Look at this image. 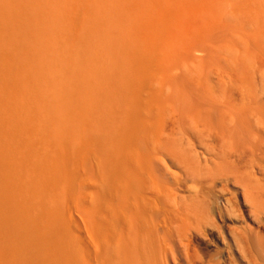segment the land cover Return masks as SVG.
<instances>
[{"label":"bare ground","instance_id":"1","mask_svg":"<svg viewBox=\"0 0 264 264\" xmlns=\"http://www.w3.org/2000/svg\"><path fill=\"white\" fill-rule=\"evenodd\" d=\"M93 2L136 21L134 40L121 42L123 69L113 78V129L83 132L104 125L88 118L77 135L16 139L19 129L34 126L23 118L29 106L19 85L7 84L0 112L12 110L18 122L0 127V264H264V89L185 82L184 73L170 72L171 59L156 58L159 49L153 47L166 40L154 22L163 7L207 36L217 34L227 17L218 7L252 10L264 22V0H80L66 36L75 34L76 20L94 9ZM101 27L96 39L117 51L113 25L104 21ZM71 40L78 45L79 39ZM38 149L51 156L37 158ZM21 155L27 166L18 169L16 180L10 158ZM90 157L100 159L113 192L87 204L75 188L83 186L78 167ZM218 183L223 193L230 185L238 189L248 215L258 221V228L230 231L227 246L239 255L228 258L221 250L205 256L197 243L214 221L208 217ZM17 193L26 199L15 208L8 194ZM230 193L224 209H217L220 218L242 211L233 201L237 191ZM210 225L219 231L217 223Z\"/></svg>","mask_w":264,"mask_h":264},{"label":"rangeland","instance_id":"2","mask_svg":"<svg viewBox=\"0 0 264 264\" xmlns=\"http://www.w3.org/2000/svg\"><path fill=\"white\" fill-rule=\"evenodd\" d=\"M79 1L0 0V43L1 39H7L0 46V95L4 98L8 96V83L18 84L21 97L29 106L24 111L26 116L23 118L34 126L30 130L18 128L20 132L16 139L22 136L62 137L64 134L67 135L65 132L77 135L76 133L83 131V122L92 118L96 120L99 118L101 121L103 119L105 128L101 127L104 130L101 132L102 128L97 126L90 129L91 132L89 128L83 132L88 131L86 133L93 135L96 132L95 135H98L106 133V128L113 129L111 109L117 86L113 78L119 69H123L124 52L121 42L134 40L130 38L134 37L131 30L136 21L123 16L124 14L119 16L116 13H107L93 2L92 10L95 14L89 10L87 15L77 19L76 23L79 26L75 34L66 36L68 23L75 19L74 7L80 6L77 4ZM218 9L221 14L226 13L227 17L217 26L219 30L217 34L210 33L206 36L207 33L203 34L202 31L200 33L190 22L183 21L184 18L181 19L174 8L164 11L163 7V11L154 22L163 28L165 34L163 39L166 40L163 43L156 41L153 46L159 49L156 58L171 59L173 64L169 71L180 70L184 73L182 79L193 85L236 91L249 88L264 89V22L256 18L252 10H229L227 7ZM104 21L113 25L114 43L118 40L117 51H114L113 46L111 52L108 45L100 44L98 42L100 39L95 37L102 33L101 26ZM87 31L89 34H86ZM249 37L252 39H248ZM71 39H79L78 45ZM148 57L154 58L153 55ZM187 70L189 72L185 75ZM104 73L106 76L111 75L107 78L112 77L113 81L109 80L112 83H107L108 79L104 78ZM93 103L97 108L92 105ZM11 105L14 107L13 103L10 107ZM11 111L2 109L0 127L3 122L10 128L16 127L18 119L15 120L14 112ZM14 145L17 146L16 143ZM37 153V158L51 156L50 151L38 149ZM90 158L81 163L83 166L79 165L78 172L83 186L79 184L75 188L87 204L94 203L97 198L103 200L113 192V186L103 180L108 174L103 170L100 159ZM10 163L18 180L20 178L17 174L18 169L26 167L27 163L24 162L22 155L10 158ZM220 187L221 184L218 183L216 187L218 191L210 202L212 213L208 217L210 222L214 220L211 223L218 224L220 232L215 227L211 230L213 226L211 223L207 224L208 228L197 238V243L200 252L205 256L221 250V257L228 258L230 254L239 255L238 251L227 246L230 241L232 242L230 231L244 229L247 225L258 228L256 225L258 221L254 223L248 215L238 189L230 185L228 187L230 190L223 193ZM64 188L67 190V187ZM235 191L238 196L233 197V201L241 204L239 209L242 211H237L240 215L230 216L226 213L220 218L219 210L224 209L226 198L230 196V192ZM8 195L13 200L15 208L26 199L25 194ZM108 210L105 209V212L111 213Z\"/></svg>","mask_w":264,"mask_h":264}]
</instances>
